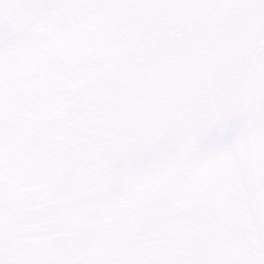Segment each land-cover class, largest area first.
<instances>
[{"label": "snow or ice", "instance_id": "6c2138e0", "mask_svg": "<svg viewBox=\"0 0 264 264\" xmlns=\"http://www.w3.org/2000/svg\"><path fill=\"white\" fill-rule=\"evenodd\" d=\"M0 264H264V0H0Z\"/></svg>", "mask_w": 264, "mask_h": 264}]
</instances>
